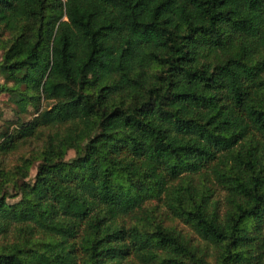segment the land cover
<instances>
[{
	"label": "trees",
	"instance_id": "trees-1",
	"mask_svg": "<svg viewBox=\"0 0 264 264\" xmlns=\"http://www.w3.org/2000/svg\"><path fill=\"white\" fill-rule=\"evenodd\" d=\"M0 54V264H264V0H0Z\"/></svg>",
	"mask_w": 264,
	"mask_h": 264
},
{
	"label": "rangeland",
	"instance_id": "rangeland-1",
	"mask_svg": "<svg viewBox=\"0 0 264 264\" xmlns=\"http://www.w3.org/2000/svg\"><path fill=\"white\" fill-rule=\"evenodd\" d=\"M1 58V54H0ZM0 81L3 79L0 77ZM16 117L13 112V106L11 104V97L7 96L6 94L0 95V130L2 129L4 123L9 120H14ZM28 119L27 116H25ZM74 157V153L70 152L68 159ZM36 174V168H33L31 172V177L33 178Z\"/></svg>",
	"mask_w": 264,
	"mask_h": 264
}]
</instances>
